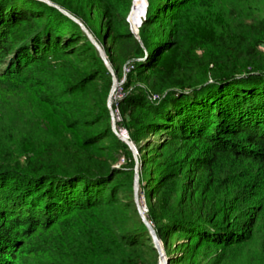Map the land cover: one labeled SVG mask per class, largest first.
Segmentation results:
<instances>
[{
  "label": "trees",
  "instance_id": "obj_1",
  "mask_svg": "<svg viewBox=\"0 0 264 264\" xmlns=\"http://www.w3.org/2000/svg\"><path fill=\"white\" fill-rule=\"evenodd\" d=\"M52 1L123 81L114 108L143 153L146 215L170 264H264V19L180 42L187 11L212 15L204 0H148L139 36L133 0ZM112 86L78 23L40 0H0V264L155 262ZM121 151L128 164L116 167Z\"/></svg>",
  "mask_w": 264,
  "mask_h": 264
},
{
  "label": "rangeland",
  "instance_id": "obj_2",
  "mask_svg": "<svg viewBox=\"0 0 264 264\" xmlns=\"http://www.w3.org/2000/svg\"><path fill=\"white\" fill-rule=\"evenodd\" d=\"M201 7H202V5L200 7L198 5L197 7L192 9L191 11L186 12V14L184 16L185 18L183 19V23H182L181 27L179 28L180 31L178 34V41L181 42L182 39H184V38H187V37L193 38V37H198L199 35L209 36V37H214V36H219V35H227L228 37H232V35H236V36L241 35V32H245V29L248 27V25L255 23V22H258V20L264 19V0H204L203 1V9H208V10L210 8L214 9V10L217 9V10H219L218 15L215 13L214 10L212 11L214 13L210 12V14H212V15H209V13H207V10H201ZM134 23L137 24V21L134 20ZM180 46H181V43H180ZM260 50L262 52H264V36L262 38ZM175 57H176L175 53L171 52L168 54L167 59L173 60ZM120 83L122 84L123 81H120ZM121 84H120V87L117 86L118 88L116 90L117 91L116 95L113 96V104H112L113 108L117 105L116 101L119 98L123 97V95H124V91L122 89ZM18 93H19V91L17 93L16 92L9 93V91H5V96L6 97L8 96L9 98H13L12 100H16L19 98ZM20 97L22 98V103L27 110L31 111L32 113H37L38 110L34 106L31 107V103L25 94L21 95ZM114 110H116V109L114 108ZM43 111H44L45 119L47 121L49 120L52 123V121H54L52 114L47 109H43ZM115 113H118V111H116ZM40 114H41V112H40ZM46 120H44V121L47 122ZM25 129H28V128L25 127ZM117 129L121 134H123V135L127 134L130 137L129 131L122 124V117L117 122ZM124 129L127 130V133ZM141 154L143 155V153L138 152V157H139V161H140V168H139V174H140L139 189H140V192H139V195L144 196V195H142L143 192L141 190V187H142V182H143V174H145V170L143 168V162L141 159ZM118 157H119V161L115 164L116 167H124L125 165L128 164V159H127V156L125 154V151H121L118 154ZM133 160L135 162V167H134V187H135L136 158H135L134 153H133ZM148 212H149V208H148V211L144 212L145 215ZM153 225L155 227V224H153ZM153 243H154V241H153ZM163 247H164V245H163ZM254 248L255 247H253V249ZM253 249H251L249 255H255L256 254V251H254ZM157 251H158V255L156 256L155 262L153 264H160V262H161V254H160L158 249H157ZM164 253H166L165 248H164ZM166 255H167V253H166ZM244 256H246V254H244ZM168 259H169V256H168ZM204 259L205 258L202 257V258H200V261H202V263H205ZM242 261H243V258L241 260V264H242ZM148 263L151 264V261L149 260ZM224 264H239V263H238L237 259H234L232 261L230 260L228 262H225Z\"/></svg>",
  "mask_w": 264,
  "mask_h": 264
},
{
  "label": "water",
  "instance_id": "obj_3",
  "mask_svg": "<svg viewBox=\"0 0 264 264\" xmlns=\"http://www.w3.org/2000/svg\"><path fill=\"white\" fill-rule=\"evenodd\" d=\"M40 1H43V2L47 3L50 6L56 7L62 13H64L66 16H68L69 18H71L73 21H75L76 23H78L81 26L83 31L86 33V35L92 41V43L97 47V49H98L102 59L104 60L107 68L109 69V71L112 74L113 86H112V89H111V92H110V95H109V100H108L109 109H110L111 115H112V128H113L114 132L118 135V137L129 146V148L131 149V151L135 155V158H136L135 187H134L135 201H136V204L138 206L139 213H140V215H141V217L143 219V222L146 224V226L148 227V229L150 231V234H151L152 239L154 241L155 247L159 250V252H160L161 256L163 257V259H165L163 242L161 241V239H160V237H159V235L157 233V230L155 229L153 223L145 215L144 211L141 208V204H140V195H139V192H140V189H139V184H140L139 183L140 182V174H139L140 161H139V157H138L139 150H138L136 144L134 143V141L128 135L123 136V134H121L118 131V129H117V118H116V115H115V112H114V108L112 106V104H113L112 97H113V93L116 90L117 86H119L121 83L119 81V78L117 76L116 71L114 70L111 62L109 61V58H108L107 53L105 51V48L95 38V36L90 31V29L85 25V23L81 19L76 17L73 13H71L69 10H67L63 6L53 2L52 0H40ZM129 20H130V17H129ZM131 30L136 36H139V28L135 29L131 25ZM165 264H170L169 259H165Z\"/></svg>",
  "mask_w": 264,
  "mask_h": 264
},
{
  "label": "bare ground",
  "instance_id": "obj_4",
  "mask_svg": "<svg viewBox=\"0 0 264 264\" xmlns=\"http://www.w3.org/2000/svg\"><path fill=\"white\" fill-rule=\"evenodd\" d=\"M145 12H146V4L143 1L139 0L134 5L132 13H131V16H130V22H131L133 28L137 29V28L140 27L142 21L144 20ZM135 19L138 20V22H137L138 24L134 23ZM118 87H120V85ZM117 88H116V90H117ZM116 90L114 91L113 96L116 95V92H117ZM112 100H113V97H112ZM123 136H125V135H123ZM161 264H165V260L164 259H163Z\"/></svg>",
  "mask_w": 264,
  "mask_h": 264
},
{
  "label": "built area",
  "instance_id": "obj_5",
  "mask_svg": "<svg viewBox=\"0 0 264 264\" xmlns=\"http://www.w3.org/2000/svg\"><path fill=\"white\" fill-rule=\"evenodd\" d=\"M139 0H133V7H134V5L138 2ZM140 1H143L145 4H146V12H145V15H144V20L146 19V15H147V9H148V0H140ZM132 10H133V8H132ZM131 13H132V11H131ZM130 16H131V14H130ZM129 16V17H130ZM144 20L142 21V23L144 22ZM129 22H130V20H129ZM142 23H141V25H142ZM130 24H131V22H130ZM132 25V24H131ZM140 25V26H141ZM130 69L129 68H126V71H129ZM115 112L116 111H118V110H114ZM115 115H116V118H117V122H118V120H120L121 119V116L119 115V111H118V113H115ZM125 130V129H124ZM126 131V133H127V130H125ZM127 135V134H126ZM129 136V135H128ZM140 204H141V208H142V210L145 212V211H148V208H147V204L145 203V198H144V196H140ZM165 259H168V256L166 255V253H165ZM164 259V260H165ZM162 261H163V257L161 256V262H160V264L162 263Z\"/></svg>",
  "mask_w": 264,
  "mask_h": 264
}]
</instances>
